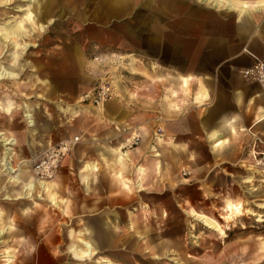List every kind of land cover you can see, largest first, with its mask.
<instances>
[{"label":"rangeland","instance_id":"1","mask_svg":"<svg viewBox=\"0 0 264 264\" xmlns=\"http://www.w3.org/2000/svg\"><path fill=\"white\" fill-rule=\"evenodd\" d=\"M178 1L190 2V17L184 18L178 13L180 18L174 19L167 11L156 9V4L159 6L162 0H109L106 14L103 0H13L7 6H0V53H3L0 63L8 68L13 52L20 58L17 66L12 68L17 76L0 80V101L10 99L15 102L10 112L0 111V128L15 139L16 145L7 147L19 148L23 160H27L18 162L19 157L14 150L10 152L16 153L10 158L11 165L17 168L19 163L29 164L30 174L36 179L32 169L46 150L42 151L45 146L49 148L61 141H75L83 135L90 137L99 117L98 107L85 99L104 81L112 85V99L119 101L122 107L121 115L114 123L118 128L123 126L120 130L122 144L111 146L120 148L119 153L127 152L133 160V165L128 163L123 170L125 180L135 177L134 167L141 165L147 154L154 153L151 146L156 144L157 137H170L168 126L171 123L180 129L175 137L177 142L188 140L192 149L197 152L201 150L198 142L204 138L206 131L200 129L196 117L189 116V120L181 123L171 120L173 109L180 113V117L183 113L195 115L205 111L204 107L195 106L199 104L193 100L198 85L190 84L186 93L178 82L172 91L170 79L179 74L174 71L178 66L198 65L203 52L199 44L207 40L211 43L219 41V20L227 23L228 31L234 32L235 14L225 17L203 9L196 0ZM28 3L32 4L34 13L30 20L25 19V13L19 11ZM21 20L25 35L4 34L7 28ZM255 34L250 43L258 42L264 52V39ZM235 37L236 41H228L227 55L232 59L227 64L235 67L234 72L242 83L251 86L248 95L244 96L245 104L248 98L264 88L257 80L242 77L244 74L240 69L254 67L264 61V56L251 62L243 55L237 57L247 37ZM14 41L18 43L16 47ZM205 52L206 55L212 54L208 50ZM129 54L141 61L143 69L149 72L155 70L157 77L145 80L142 76L132 75L130 68L133 67L127 58ZM38 78L46 79L47 86L38 82ZM140 99L146 100L147 104H140ZM156 100H159L157 107ZM4 106L7 107V104ZM27 107L31 110L34 125H29V119L25 117ZM255 110L250 111V105L244 107L243 114H246L247 120L240 129L235 125L237 133L228 138L230 145L238 146V150L243 148L237 156L227 161L213 157L201 162L192 160L191 166L188 165L189 153H185L183 160L163 159L164 165L176 166L172 175L173 184L169 182V176H152L143 184L144 191L133 189L131 197L136 204L129 202L131 193L125 189L127 185L124 184L123 188L120 179L112 175L113 169L120 168L115 163L113 151L100 154L102 166L97 161H85L94 162L99 174L110 172L112 176L109 177L114 180V197L124 200V210H138L141 208L138 203L146 199L147 204L152 202V198L166 201L163 208L168 214L161 220L157 215L147 221L155 228L161 227L162 241L167 246L159 244L156 254L146 249V236L136 249L129 251L130 258L126 257L128 250L123 248L102 249L92 259L80 263L100 264L109 258L110 262L118 264L120 258H126V261L121 259L122 264H137V258L138 262L140 260L138 264H264V123L249 127L257 118L258 114H253ZM99 131L106 134L107 129L104 130L102 125ZM132 131L139 135V141L127 147L125 140ZM80 140L63 157L51 178L40 180L56 182L60 198L71 199L75 206L83 196L76 181L81 164L75 163L74 154ZM157 147L159 152L169 155L166 148L158 144ZM3 148L0 142V210L3 214L0 224V264L6 262L7 255L11 256V264H43L42 260L46 257L38 254V248L43 244L41 242L31 247L32 244L27 243V240L33 242L27 238L28 227L45 237V246L51 249L58 264H77L70 241L76 240L80 231L84 232L79 230L82 226L79 221L85 218L77 215L82 212L74 209L71 214H65L58 210V193L55 189L37 186L28 196V191H23L21 185L11 181L14 175H7L3 171ZM251 150L255 151L251 153ZM188 166L190 170H186ZM39 201L50 211L46 216L47 221L42 220L40 224L32 219V224L27 225L26 218L29 217L21 210L33 213L40 207ZM9 202L19 203L21 209L13 207V220L9 216L10 210H2L10 208ZM228 204L240 205L242 215L229 216ZM192 211L211 220L217 228L205 227L202 221L197 220L198 216L192 217ZM16 229L21 231L17 233ZM54 235L60 240L58 245L50 240ZM141 236L144 237V234ZM130 237L133 241L135 234ZM75 248L79 250L81 244Z\"/></svg>","mask_w":264,"mask_h":264},{"label":"crops","instance_id":"2","mask_svg":"<svg viewBox=\"0 0 264 264\" xmlns=\"http://www.w3.org/2000/svg\"><path fill=\"white\" fill-rule=\"evenodd\" d=\"M103 3L105 4L104 13L106 14L107 10L109 9V0H103ZM189 3L190 2L187 1L179 2L178 0H162V2L159 3V6L158 4H156L155 8L167 11L166 13H170V15L174 19L180 18L178 13H180L181 17L188 18L191 16V12L188 7ZM248 3L249 5L247 7H235L239 15V21L238 23L235 22L234 15V32H232L231 30L228 31L227 23L222 20H219V41L211 43L209 42V40H207V42L199 44L198 47H200V50L203 52L200 54L201 57L198 65H180L178 66L179 68L174 71L177 72V74H183L184 76H179V74L173 75L170 79L172 91L174 88H176L175 83L178 84V82L180 88L186 93H188L190 89V84L193 85L195 83L196 85H198V90L196 91V94H194L193 100L199 105L195 106L201 107L200 105H202L205 101L206 106L207 104H210L216 100V104L206 114L205 111L201 113H195V115L194 113H191L192 115L183 113V115L180 117V113L174 111L175 109L171 111L172 122L175 121L181 123L183 121H187V119H190L189 116H195L196 120L200 122V129L203 128L206 131V135L204 136V138H200L198 142V145H200L202 148L201 150L197 152L196 150L192 149V145H190V142L188 140L177 142L175 140V137L177 134L180 133V129L175 123H171L168 126L170 129L169 131L171 133L170 137L166 139L161 138L162 136L157 137L156 144L154 146H151V151L154 153L147 154L144 157L143 163L138 167L135 166L136 168L134 167L135 170L133 174L135 177H133L131 180H125L122 175L123 170L126 164L128 163L133 165V160L130 156H128L127 152L126 154L129 160L122 158L119 154L120 148L114 149L111 146L115 144H122L120 142V140L122 141V139H120V130L123 129V126L121 125V128H118V126L114 125V123H116L117 121L116 119L121 115L120 111L122 108L120 102L114 101V99L108 101V103H106L102 108H98L97 111L99 117H97V121L93 125L95 126V128L92 130V132H90V137L83 135L80 138L81 140L77 138L74 139L75 141L80 140L74 154L76 157L75 163L78 165L81 164V168L78 170L77 173L76 181L78 183V186L80 187L81 192L83 193V196H81V202L75 206L74 202H72L71 199L60 198L57 183L54 182L52 184H54L55 190H57L58 193L56 197V202L58 203L57 209L61 210V212L65 214H71L74 209H77L82 212V214H77L79 215L78 217L85 218L84 220L80 219L79 223H82V226L79 230L90 231L94 233L95 240L96 238L98 239L96 240V243L98 245V252L102 249L114 250L118 248H123L125 250H128L126 252H128L129 255H125L126 257L130 258L129 251H133L134 249H136L137 244L143 238L146 239L147 233L154 234L153 236H155V234L157 233L160 237L162 235V233L160 232L161 227L155 228L156 226L149 225L147 220L152 217L156 218L157 215H159V220H161L165 215L168 214L167 210L163 208L166 205V201L156 200L154 198L150 199L152 202H150L149 204H147V199L144 201H140L138 204L141 205V208H137L138 210H124V200L117 199L114 197V180L111 179L109 175H113L115 178L120 179V184L123 188H125L124 184L127 185L125 189L127 190V192L131 193L129 196V202L131 203L134 201L131 197V195L133 194V189L136 190L137 188V192L144 191L143 184L147 182L152 176H169V182L173 184L174 176L172 175L174 172L173 170L176 168V166L168 167L164 165L163 159L169 158L171 161H177L179 159L183 160L186 156L185 153H189L188 165L191 166L190 164H192V160L201 162L207 158L213 157L215 159L218 158L217 160L220 159L221 161H227L229 160V158L237 156L238 152H242L243 148H241V150H238V146L230 145L228 138H230L232 135H235L237 133L235 128H242V125L247 120L248 117L246 116V114H243V109L244 107H246V105H250V111L252 112L256 108L253 114H258L257 118H255V120L249 127L251 128L261 123H264V106H262L264 105V89H261L258 93H255L254 97L248 98L247 102L244 104V96L248 95V92H250L251 90V86L242 83L240 77H238L237 73L234 72L235 67L233 65L227 64L232 59L229 55H227L228 41H236L237 37L235 36H243L242 38L247 37V43L245 41L246 44H243L244 46L242 48V51L237 55V57L243 55V57H245L249 60V62H251L255 59H259L261 56H264L261 44H259L258 42L250 43L251 37L256 35L255 33H258L257 35L261 36V38L264 39V6L260 5L257 0H248ZM191 5H194V3H192ZM260 19H262V21ZM245 47H247L248 49L247 52L244 51ZM205 50H208V52H211L212 54L206 55L205 53L207 52H205ZM222 54L224 55V57L220 58L221 56H223ZM127 58H129L130 65L133 67L130 68V70H132V75L142 76L143 78H145V80H154L157 77L158 73L155 70L149 72L143 69L141 66V61L135 58L133 54H129ZM218 58H220V61L215 65L214 63ZM189 75L191 78L185 79V77ZM202 75H208L212 78ZM209 94L211 95L210 100L207 99ZM158 101L159 100L155 101V107H157V104H159ZM237 101L239 102V107H236ZM139 102L140 104H147L146 100L144 101V99H140ZM222 114H227L229 116L226 118V121L223 122L221 126H219L217 121ZM102 125L104 126V130L107 129L106 134L104 132V134H101V132L99 131V128L100 126L102 127ZM38 126L39 125H37V127ZM112 126H114V130L116 132L112 129ZM216 127H218V135L215 139H210L209 133L206 129L212 130ZM246 129L249 130V128ZM157 144L160 145L161 148H166L169 152V155H166L162 151L159 152V147H157ZM144 146L146 147V145ZM47 148L48 147L45 146L42 151ZM208 148L211 149V152H208ZM15 149V152L17 151L19 155H22L21 150H19V148L16 147ZM109 151H113L116 157L115 163L120 166L119 169H113L114 171H112V175L110 174V172L108 174V171H106L107 174H99V169L97 168L94 162H85L90 159L91 161H97V163H100V165L102 166V158L100 154L104 155ZM253 151L255 150H251V153ZM30 153L28 156L29 158L31 155ZM23 159L24 158L22 156L19 157L18 162H21ZM154 159H157L159 161L157 167H153V165H151ZM108 164L109 162H107V165ZM141 166H151L149 172L146 175V178L144 179H139L136 175L137 169ZM189 166L186 168V170L191 169ZM133 203L136 204V202ZM9 206L10 208L1 209L4 211L10 210L9 216L13 220V207H16L19 210L21 209L19 203L17 202H9ZM50 207L51 206L49 205V208ZM40 208H42V210H40ZM29 212L24 213L21 210V213L25 215L27 214L29 217L26 218L27 225L32 224V219L35 220V223L37 222L41 224L42 220V222H46V216H49L48 213L50 211L48 208L46 209V207H43V205L41 204L40 207H37V211L33 213ZM9 225L11 226L12 224ZM121 229L126 230L121 231ZM20 231L17 230V233ZM23 231L25 230H22V232ZM74 231L77 232V230ZM26 232L29 235L27 236V238L33 241L31 242L30 240H27V243L32 244L31 247H36V244H41L42 242L43 246H39L40 248H38V254L46 257L44 260H42L43 264L59 263V261L55 259V256L51 253V249L49 250V248L45 246L46 242L44 236L38 235L36 231L34 232V230L29 229V227ZM130 234H135V239L133 241L130 237ZM141 234H144V237H142ZM147 239L146 249L153 251ZM162 239L163 236L159 241L160 243H156V249L154 251L156 254L157 246L159 244L162 246L165 245V243L162 242ZM50 240L54 245H58L60 242V240L56 238L55 235L53 236V239ZM26 246L29 247V245ZM140 251L141 250H139V252ZM121 259L125 260L126 258H120V262H118V264H122ZM136 259L135 261L138 264L140 260L138 262V260ZM75 261L77 262V264H81V260L79 261V259H75ZM127 263L132 264L130 262ZM100 264L107 263L102 261Z\"/></svg>","mask_w":264,"mask_h":264},{"label":"bare ground","instance_id":"3","mask_svg":"<svg viewBox=\"0 0 264 264\" xmlns=\"http://www.w3.org/2000/svg\"><path fill=\"white\" fill-rule=\"evenodd\" d=\"M35 1V0H34ZM249 5V3H246L244 5L240 4V3H234L232 5L233 8L235 7H239V6H242V7H247ZM25 19L27 20H30L27 18L26 14H24L23 16ZM5 35L7 34H13V35H16V36H21V35H25L26 32L25 30L23 29V26H22V20L15 23L11 28H7L6 31L4 32ZM13 44L15 45V47L17 46V42L14 41ZM10 61V60H9ZM7 65V64H6ZM9 65V64H8ZM256 66V65H255ZM252 68V67H251ZM245 69H248V68H245ZM257 69H259V66L257 67ZM10 71H12V68L9 69ZM254 70H252L251 72H253ZM14 72V71H13ZM250 72H244V71H241V74H248ZM262 74V77H264V72H261ZM245 77V75L243 76ZM38 82H40L42 85L44 86H47L48 84V81L46 79H40L38 78L37 80ZM264 88V87H262ZM30 109L27 107L26 108V113H25V117H27L29 119V125H34V119H32V114L30 113ZM137 135L136 132H131L130 133V137L127 139V140H130L132 138H134V136ZM14 137L12 136V134H7L5 131H3L1 128H0V142L2 143V145L4 146V155H3V159H2V163H1V166L4 168L3 171L7 174V175H11L13 174L14 176H11V181H13L15 184H18V185H21V189L24 191H28V196H31L32 195V191L37 187V186H41L42 189L43 188H47L48 190H53L55 189V186L54 184L52 183H46L44 181H40V180H37L35 178H33L30 174V165L29 164H19L17 168H14V166L11 165L10 163V158H12V156H16V153L13 152V153H10L11 151H14L16 150L15 148H12V147H7V146H13V145H16V143L14 142ZM122 148V147H121ZM17 152V151H16ZM120 156L126 160H129L127 158V154L126 152H120L119 153ZM17 156L18 157H21V154L19 155L17 153ZM158 156V155H157ZM23 162H27V160H22L21 163ZM159 164V161L157 159H154L152 161V164L153 167H157ZM147 170H149V166H141L137 169V177L139 179H144V177L146 176V173H147ZM18 181V183H17ZM29 181H31L32 183V188L31 189H26L24 187V185L26 183H28ZM138 181V180H137ZM140 185V184H139ZM227 208H228V211H229V216L231 215H242V210L243 208L240 206V205H235V204H228L227 205ZM2 212L0 210V223L2 221ZM198 216V219L199 221H202L204 226L205 227H208V228H217L216 225H214V223L211 221V220H208V218L204 217V216H200L199 214H197L196 212L192 211V217H196ZM148 227V226H147ZM219 232L222 236H224V232L219 229ZM154 234H151V233H147V237H148V241H149V244L151 245V249L153 250V252L155 251L156 249V243H160L159 241L161 240V237L159 236V234H155V236H153ZM122 238V237H121ZM96 240H98L96 238ZM96 240H95V235L94 233L90 232V231H80L79 232V236H77L76 240H71L70 241V247L74 248V251H73V254L76 256V257H82L83 259H81V261L83 260H86V259H92L98 252V245L96 243ZM98 242V241H97ZM163 242V241H162ZM78 244H81V247L79 250L77 249L76 250V246ZM94 254V255H93ZM7 260H5L6 262L3 263V264H8V262L10 261L11 262V259H10V255H7ZM80 261V260H79ZM105 263L107 264H113L112 262H110L108 259H105L104 260Z\"/></svg>","mask_w":264,"mask_h":264},{"label":"clouds","instance_id":"4","mask_svg":"<svg viewBox=\"0 0 264 264\" xmlns=\"http://www.w3.org/2000/svg\"><path fill=\"white\" fill-rule=\"evenodd\" d=\"M34 2V0H33ZM257 2L264 6V0H257ZM13 3V0H0V6H7L9 4ZM197 5L202 6L203 9H206L208 11H213L215 12L217 15H223V16H228L230 14H235V22L238 23L239 21V15L237 13V10L235 8L232 7V5L234 3H240L242 5L248 3V0H196ZM32 4L28 3L26 4L25 7L20 8L19 11L22 13H25L28 19H32L34 17V13L32 12ZM245 52L248 51L247 47H245L244 49ZM3 56V53H0V57ZM11 59L9 61V66L8 68L5 67V65L3 63H0V80L6 79V78H13L17 76L16 72L10 71V68H15L17 66V63L19 61V57L16 56V54L13 52L10 54ZM264 62V61H261ZM261 62L256 64L255 67L252 68H248V69H240V71H244V72H251L254 68L258 67L261 65ZM22 71V69H21ZM202 76H207L209 78H212L211 76L208 75H202ZM190 75L186 76L185 79H190ZM259 83L261 85V87H264V80H259ZM207 99H211V95L209 94ZM7 104V107H5L4 105ZM216 104V100L213 101L210 104L205 105H200L201 107L205 108V114L208 113V111L213 108V106ZM15 107V102L13 100H7V101H0V111H4V112H10L13 108ZM236 107H239V102H236ZM229 115L227 114H222L217 123L219 126L222 125L223 122L226 121V118ZM203 118V117H202ZM201 118V119H202ZM209 133V138L210 139H215L216 136L218 135V127L213 128L212 130H208L206 129ZM209 151L211 152V149H209ZM54 163V162H53ZM18 183V181H17ZM24 187L26 189H31L32 188V183L31 181H29L28 183H26L24 185ZM2 234V233H0ZM69 238H71V233H69ZM69 251H71V249H69ZM94 255V254H93ZM74 259H83L82 257H74ZM90 259V257H89ZM8 264H11V262L9 261Z\"/></svg>","mask_w":264,"mask_h":264},{"label":"built area","instance_id":"5","mask_svg":"<svg viewBox=\"0 0 264 264\" xmlns=\"http://www.w3.org/2000/svg\"><path fill=\"white\" fill-rule=\"evenodd\" d=\"M255 67V66H254ZM253 72L244 74L245 77H248L251 80H264L261 72H264V64L261 63L259 69L254 68ZM113 96V87L108 81L100 83L93 91L86 95V99L90 101L93 105L98 108H102L105 103L112 99ZM139 141V135H135L134 138L130 140H125V146H133ZM76 141H61L49 148H47L42 155L37 159L32 171L34 177L39 180L51 178L52 173L55 171L61 160L69 152L72 151L75 146ZM54 162V163H53Z\"/></svg>","mask_w":264,"mask_h":264}]
</instances>
